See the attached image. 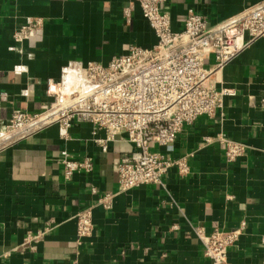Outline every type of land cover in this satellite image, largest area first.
<instances>
[{
  "label": "crops",
  "instance_id": "0c3cea01",
  "mask_svg": "<svg viewBox=\"0 0 264 264\" xmlns=\"http://www.w3.org/2000/svg\"><path fill=\"white\" fill-rule=\"evenodd\" d=\"M264 0H167L173 31L188 10L211 25ZM124 0H0V130L15 111L39 112L52 100L46 81H58L71 62L107 64L131 46L152 47L157 38L137 7L125 22ZM42 20L41 37L15 42L27 20ZM234 88L214 117L186 126L171 148L188 157L190 173L176 170L161 184L121 193L118 163L135 150L125 135L103 153L90 123L69 137L52 126L0 148V264H211L197 230L245 226L229 250L231 264H264V36L248 44L217 74ZM221 139L247 146L233 162ZM208 141V142H207ZM91 157L94 172L63 176L61 151ZM97 188L93 194L91 189ZM113 195L109 210L98 206ZM92 208L93 234L77 244L76 214ZM38 236L37 239H34Z\"/></svg>",
  "mask_w": 264,
  "mask_h": 264
},
{
  "label": "built area",
  "instance_id": "2783aa9c",
  "mask_svg": "<svg viewBox=\"0 0 264 264\" xmlns=\"http://www.w3.org/2000/svg\"><path fill=\"white\" fill-rule=\"evenodd\" d=\"M122 15L130 23L138 7L154 32L152 47L133 45L124 55L107 64L71 62L62 69L58 81H46L51 101L36 113L15 111L0 130V148L58 126L63 138L75 124L90 123L103 153L109 143L125 135L135 150L118 163L117 183L121 193L146 185L161 184L165 175L176 170L182 177L190 173L188 157H176L155 148H171L186 126L200 117H214L226 98L236 90L215 78L246 44L264 36V1L242 14L211 25L202 14L188 10L181 31H173L171 17L164 10L167 0H124ZM44 22L27 20L14 34L15 42L33 41L42 36ZM225 158L233 162L243 156L247 146L228 139ZM208 142V141H207ZM63 176L71 181L75 174L94 172L91 157L74 158L61 151L58 158ZM97 194V188L91 189ZM113 195L98 198V206L109 210ZM77 244L93 234L92 208L76 214ZM245 223L234 230L216 228L209 234L197 230L203 255L211 264H231L229 250L237 242ZM38 236L34 239H37Z\"/></svg>",
  "mask_w": 264,
  "mask_h": 264
}]
</instances>
